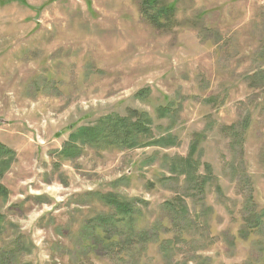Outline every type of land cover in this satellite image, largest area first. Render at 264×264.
Returning <instances> with one entry per match:
<instances>
[{
	"label": "rangeland",
	"instance_id": "rangeland-1",
	"mask_svg": "<svg viewBox=\"0 0 264 264\" xmlns=\"http://www.w3.org/2000/svg\"><path fill=\"white\" fill-rule=\"evenodd\" d=\"M166 5L156 27L144 0H0V264H264V0ZM167 99L177 117L157 118ZM135 112L177 145L59 155L76 128ZM192 144L201 194L170 172ZM104 195L139 201L158 240L109 249Z\"/></svg>",
	"mask_w": 264,
	"mask_h": 264
},
{
	"label": "trees",
	"instance_id": "trees-1",
	"mask_svg": "<svg viewBox=\"0 0 264 264\" xmlns=\"http://www.w3.org/2000/svg\"><path fill=\"white\" fill-rule=\"evenodd\" d=\"M149 16L147 20L160 26V19L166 21L173 14V7L166 5L164 7L157 6V0H144V15ZM152 91L149 88L138 91L134 98L147 100ZM164 99V98H163ZM179 105L173 100L167 99L163 105L158 106L154 111L157 118H175L177 117V109ZM233 129V127H230ZM81 145L94 147H114L119 151L133 150L137 148H160L168 149L177 145V138L167 133L160 137H155L152 130L151 117L147 113L135 112L129 117H120L118 115H108L98 120L95 125L88 127H78L70 133L67 143L64 144L63 149L59 155L63 158L70 157L72 152ZM196 151L195 144L190 145V151L186 158H178L170 164V172L176 176H184L188 185L193 186L192 191L195 194H201L205 188L206 182L211 176L210 167L205 165V175L202 180L200 177V166L193 160V155ZM9 151L0 145V156L6 155L8 157ZM218 190V189H217ZM103 202L110 208V214L106 217L98 219V226L104 236L102 242L107 243L109 249L114 247L117 250L129 249L133 245L141 250L144 243L157 241V231L160 225L155 224L150 228H140L138 225V218L140 211L136 209V199H122L113 195H104ZM166 208H173L170 203L164 205ZM187 208V207H186ZM181 206V210H186ZM181 214V212H180ZM264 212L255 218L254 222H260ZM173 222V220H172ZM171 222V223H172ZM179 223L178 216L175 217L176 226ZM159 250L162 256L166 257L167 247L164 244L159 245Z\"/></svg>",
	"mask_w": 264,
	"mask_h": 264
}]
</instances>
